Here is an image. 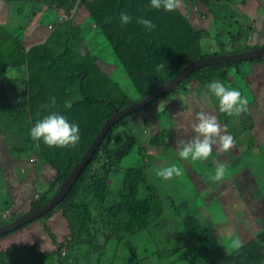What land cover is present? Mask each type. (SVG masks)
I'll use <instances>...</instances> for the list:
<instances>
[{
	"label": "rangeland",
	"instance_id": "obj_1",
	"mask_svg": "<svg viewBox=\"0 0 264 264\" xmlns=\"http://www.w3.org/2000/svg\"><path fill=\"white\" fill-rule=\"evenodd\" d=\"M157 10L150 0H0V64L8 66L0 75V213L9 210L12 218L22 219L50 199L59 185L52 164L61 157L81 159L82 138L109 105L129 107L151 94V66L164 68L168 54L159 56L156 42L146 53L135 45L141 33L165 29ZM176 11L181 23L202 32V57L264 45V0H180ZM121 12L130 22H120ZM141 18L155 28L146 30ZM66 45L72 50L61 61ZM39 63L44 75L35 79L38 90L23 88ZM64 65L87 73L66 85ZM218 71L223 74L210 79L199 76L203 70L190 73L180 88L125 115L108 137L117 146L131 136L125 157H102L86 170L69 196L81 209L57 205L11 234H0V264H207L211 248L224 254L226 264H264V60L225 64ZM49 74L67 77L58 83L63 93H48L55 83ZM166 77L161 70L159 78ZM80 80L105 104L85 102ZM212 80L239 88L249 99V111L229 116L218 111L214 97L202 99ZM201 111L216 116L234 144L227 152L215 145L206 160H184L178 142L195 137L192 125ZM52 112L79 124L75 146L52 147L27 137L33 123ZM221 163L225 175L214 180ZM171 164L181 168L180 176L165 180L156 174ZM129 169L145 176L134 196L125 184ZM127 195L134 210L151 204L156 218L113 215L106 227L112 207ZM192 227L209 235L204 253Z\"/></svg>",
	"mask_w": 264,
	"mask_h": 264
},
{
	"label": "trees",
	"instance_id": "obj_2",
	"mask_svg": "<svg viewBox=\"0 0 264 264\" xmlns=\"http://www.w3.org/2000/svg\"><path fill=\"white\" fill-rule=\"evenodd\" d=\"M81 1H84V0H81ZM155 14L158 16L160 25L165 27V29L163 31L159 32L158 34L148 33V32L141 33V37H139L137 39L136 45H135L140 50H143L146 53L152 49V44L156 42L158 45L159 56H167V54H168V56L165 59L166 66H164V68H158L157 64L155 65V67L151 66L150 74L154 75V79H153V83H152L153 86L149 87V90L147 92L148 94L151 93L153 90L159 88L161 85L165 84L166 81L168 83V80H170L174 76H176L179 73V71L185 65H187L190 61H192L196 58H199V57L202 58V55L200 53V39L202 37V32L191 30L185 24L181 23L179 21L180 15L177 13L176 10H175V12H169V11H165L163 9H158ZM3 28H4V26H0V34L2 32L1 29H3ZM173 33H175V37L173 36ZM51 36H52V34L50 35V37ZM66 40H67V38L65 37V41ZM55 42L57 45H61L58 43L57 40ZM162 43H164L163 46H161ZM252 48H254V47H247V48H245V50H249ZM71 50H72V48L69 45L64 46V48L62 49V51L60 53L61 61H63L64 57H68L70 55ZM245 50H236V51L220 52V53L216 52L214 54L234 53V52H240V51H245ZM210 55L211 54L208 53V54L203 55V57L210 56ZM0 60H1V56H0ZM251 60L252 61H262V60H264V57L263 56L257 57V58H253ZM242 62H244V61H240V62L228 61V62H221V63H217V64H213V65L212 64L206 65V66L196 68V69L192 70L190 73H194V72L199 73L200 70H203L204 72L199 74V76L202 75L205 79H210L212 77H216V76L223 74V73L218 71V66L225 65V64L238 65L239 63H242ZM37 66H38V70H36L35 68L33 69V76L34 77L32 75H30L29 79L25 80L22 83V85H24L23 88L30 89L33 91L38 90L35 87L36 86V80L35 79L42 80L44 73H43V70L42 71L40 70V63ZM62 67H63L65 74H67L69 76V78L67 79L66 76L62 75L59 79H56L52 75L50 76V74H49L48 76H49L50 80L52 82H55L53 87H52V91L48 92L50 95H53L55 93L56 94L57 93H63L61 85L60 86L58 85V83H60V79H62V80L67 79L66 82H68V83H66V85H68L71 81H73V83H74L75 80L81 79L83 73L84 74L87 73L86 70H83V71H81V69L78 71L72 70L69 67H67L66 65H64ZM7 69H8V66L4 67L2 64H0V75H4L7 72ZM206 69L209 71V73H207L208 71H206L207 74H204ZM161 70H163V72L165 74H167L168 77L160 79L159 76H160ZM36 73H39L37 75V77H36ZM190 73H188V75ZM54 76L57 77V75L55 73H54ZM186 77L187 76H185V78ZM183 82H184V79H182L177 84V86L174 90L180 88L182 86ZM79 85L81 86L80 87V94L83 96V99L85 102H89V104L90 103L103 102L104 99L102 100L100 97L91 95L93 92L90 93L87 89H85L84 80H80ZM169 93L170 92H168L167 94H169ZM152 103L148 104L147 106H145L141 110H144V109L150 107L149 105H151ZM104 104H105V100H104ZM106 104H108V103H106ZM127 107H128L127 104H121V103H119L118 105H114V106L109 105V107H108L109 111L106 114V116H104V118H102L101 121L103 122L105 119L106 120L109 119L113 113L118 112V111L125 109ZM59 112H63V111H59ZM124 119H125V116L123 118H121L120 120H118L115 124H113L112 127L108 130L103 143L99 146L98 151H96L94 153L92 160L86 165L85 169L80 174L81 178L77 179L75 181V183L73 184V186L71 188V191L58 204V207H63L69 211H73L74 209H76V210L81 209L82 205L75 203L74 200L69 201V196L73 191L76 190L80 180L85 176L86 170L89 167H91L92 165H94L95 163H98V161L102 157H113L115 160L118 161L124 155L127 154L128 149L130 147L129 142L131 140V136H128L127 140H125L123 142L117 141V143L119 142L117 144V146L110 145L109 139H108V137H109V135H111L112 131L115 128H117L121 123H123L122 121ZM26 120H28V119H26ZM101 121L96 122L95 125L92 127L90 134H88L87 137L84 136L82 138V140H81L82 150H81V152H78L77 157H82L86 153L90 144L92 143V141L94 140V138L96 137L98 132L100 131L101 123H102ZM27 137L29 139H31L29 132L27 133ZM32 145H33L32 141L29 142L27 145V148L25 150L28 151V149H30L32 147ZM79 160L80 159L67 160L66 157H61V158H58L57 162L52 164V167L55 170V174H57L55 176L54 182L57 181V183H59L58 188H60L61 184L63 183V179H65L68 176L70 170L75 166V164H77V162ZM125 175L127 176V177H125L126 178L125 184H126L128 190L132 192V196H134V194H136V186H138V184H140L144 181L145 176L143 174H141V172H139V169H134V170L129 169V173L127 174V172H126ZM128 198H129L128 195L124 196L123 197V200H124L123 203L120 202V204L118 206L112 207V210L109 212L110 214H108V216L104 220L106 227L113 224L112 222L108 221L111 219L110 217H112L113 215L114 216L125 215L126 219H128V220L129 219L130 220L131 219H138V218H149V216L154 218V219L156 218L154 207L151 204L146 202L141 210H134V208H132L129 205V199ZM48 201H49V199L46 202L35 204L33 207V210H36V209L42 207V205L46 204ZM51 211H53V210H51ZM143 215H145V217H143ZM192 229H195V228L192 227ZM193 232H194V239L198 242L200 253H204V248L206 246H208L210 243L208 241L209 235H207L206 231H204V230L201 231L197 228L195 230H193ZM210 251H211V255L207 257V264H226L223 262V259H224L223 253L219 252L218 250L215 251L213 248H211ZM88 258H91V257H88Z\"/></svg>",
	"mask_w": 264,
	"mask_h": 264
},
{
	"label": "clouds",
	"instance_id": "obj_3",
	"mask_svg": "<svg viewBox=\"0 0 264 264\" xmlns=\"http://www.w3.org/2000/svg\"><path fill=\"white\" fill-rule=\"evenodd\" d=\"M150 3L152 8L154 9L162 8L165 11H175L180 6V0H150ZM130 20L131 17L126 12L120 13V22L122 24H126L130 22ZM138 22L142 24L144 28L148 31H151L152 29L155 28V24L149 19L141 18ZM261 46L264 45H259V47ZM255 48H258V46L252 49ZM247 60H251V59H247ZM212 97H214L218 102V111L226 115L239 116L242 113H247L249 111L248 108L249 99L246 96L242 95L240 89L235 87H229L220 80H212L206 84V92L203 94L202 99L207 100V99H211ZM196 118H197V122L192 125V130L196 135L193 139L189 141L178 142V156L184 160H191V161L206 160L212 154L213 147L217 144L219 145V149L221 151L223 152L229 151V149L234 144V137L231 133L222 131L221 125L220 123H218L216 116L201 111V112H197ZM79 127L80 126L78 123L69 120L65 115L57 112H52L42 118L37 119L33 123L32 127L29 129V135L33 140L42 141L44 144L48 146L60 147V148L69 147V146H75L80 141ZM73 168L71 170H73ZM225 171H226L225 165L223 163L219 164L215 169V173L212 179L214 180L223 179L225 175ZM156 174L165 180H169L172 179L173 177L180 176L182 173H181V168L178 165L171 164L167 167L159 169ZM66 178L63 179V182L66 180ZM58 190L59 188L57 189V191ZM0 218H2L1 223H4V225L14 224L18 220H21L19 218V215L12 218L9 213V210L0 213ZM22 225H20L17 228H20ZM11 233L12 231L8 232L7 234H11ZM235 243L237 246L239 245L238 240L235 241Z\"/></svg>",
	"mask_w": 264,
	"mask_h": 264
},
{
	"label": "water",
	"instance_id": "obj_4",
	"mask_svg": "<svg viewBox=\"0 0 264 264\" xmlns=\"http://www.w3.org/2000/svg\"><path fill=\"white\" fill-rule=\"evenodd\" d=\"M261 56H264V46L251 49V50H247V51L216 54V55L206 56L203 58L194 59L190 61L187 65H185L176 76H174L172 79L168 81V83H165L161 85L159 88L155 89L149 96H146L145 99L139 102H136L132 106L122 109L119 112L113 113L111 117L105 121L100 131L98 132V134L92 141L90 147L86 151V153L83 155L81 160L77 163V165H75L73 170H71L70 174L68 175L66 180L62 183L57 193L41 208L35 211H32L31 213H29V215L22 218L21 220H18L16 223L1 226L0 234H3L8 231L10 232L24 223L33 221L41 217L43 214L49 212L54 207H56L63 200V198H65L68 190L71 188V186L77 179L78 175L84 170L85 166L91 160L94 153L99 149V146L104 140L108 130L112 127L113 124H115L118 120L123 118L125 115L139 111L143 109L145 106H147L148 104L152 103L160 95L171 92L172 90L176 88L177 84L182 79L185 78V76L188 73H190L192 70L196 68H199L201 66L211 65V64H217L221 62H228V61L240 62L243 60L253 59V58H257Z\"/></svg>",
	"mask_w": 264,
	"mask_h": 264
},
{
	"label": "bare ground",
	"instance_id": "obj_5",
	"mask_svg": "<svg viewBox=\"0 0 264 264\" xmlns=\"http://www.w3.org/2000/svg\"><path fill=\"white\" fill-rule=\"evenodd\" d=\"M147 2V1H146ZM138 64H140V63H138Z\"/></svg>",
	"mask_w": 264,
	"mask_h": 264
}]
</instances>
